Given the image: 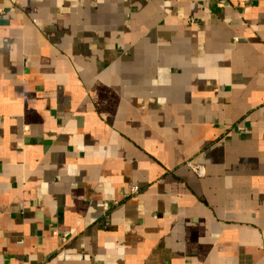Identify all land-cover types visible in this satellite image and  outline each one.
<instances>
[{
	"label": "crops",
	"instance_id": "obj_1",
	"mask_svg": "<svg viewBox=\"0 0 264 264\" xmlns=\"http://www.w3.org/2000/svg\"><path fill=\"white\" fill-rule=\"evenodd\" d=\"M0 9V264H264V0Z\"/></svg>",
	"mask_w": 264,
	"mask_h": 264
},
{
	"label": "built area",
	"instance_id": "obj_2",
	"mask_svg": "<svg viewBox=\"0 0 264 264\" xmlns=\"http://www.w3.org/2000/svg\"><path fill=\"white\" fill-rule=\"evenodd\" d=\"M0 13H4V11L2 9H0ZM187 164H188V166L191 169H193L197 173L198 176L202 177V176L205 175V168H204L203 165H198V164H195L193 162H188ZM139 191H140V187L139 186H137V185H131L129 187V190H128V195L136 194ZM104 223H105V225H109L110 220L108 219V217H106Z\"/></svg>",
	"mask_w": 264,
	"mask_h": 264
}]
</instances>
